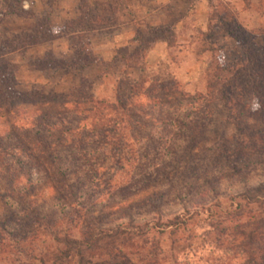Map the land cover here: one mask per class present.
I'll use <instances>...</instances> for the list:
<instances>
[{"label": "rangeland", "instance_id": "obj_1", "mask_svg": "<svg viewBox=\"0 0 264 264\" xmlns=\"http://www.w3.org/2000/svg\"><path fill=\"white\" fill-rule=\"evenodd\" d=\"M223 15L233 16L235 31L240 26L264 49V0H0V43L17 42L20 50L4 59L12 66L21 91L66 95L82 87L97 100L116 102L140 80L147 84L136 94L144 93L154 82L175 81L179 87L170 100L162 97L153 104L149 98H137L134 112L140 119L119 132L110 130L105 136L93 127L92 116H73L71 108L67 118L85 136L57 132L44 137L45 145L54 147L51 154L67 176L65 180L75 188L81 219L78 226L68 225L71 237L80 238L81 230L88 226L95 231L131 229L187 215L193 216L194 233L211 212L225 217L236 208L239 197L264 195V153L251 146L245 148L244 157L235 152L239 138L246 144L253 134L264 132V117H245L248 110L239 115V105L232 110L217 101L206 107L181 95L208 96V82L216 73V54L211 53L215 49L232 72H239V65L249 66L246 49L219 22ZM133 24L143 32L165 25H176L179 30L175 28L172 47L160 50L157 58L150 56L156 43L145 47L150 49L143 57L128 58L136 46L129 30ZM78 56L96 59L99 64L45 71L37 67L50 58L70 62ZM140 63H144L141 69L135 68ZM234 92L239 96L236 89ZM246 92L250 97L247 107L254 112L258 109L254 91ZM63 114L56 104H27L0 112V136L6 142L12 140L13 127L30 128L34 134L40 123L49 125L63 119ZM242 121L245 135L239 131ZM74 137L86 146L80 153L70 142ZM111 137L115 141L109 142ZM227 150L234 154L230 160L223 156ZM19 159L27 163L21 180L13 183L0 178V226L7 232L23 233L25 224H30L21 216L18 192L36 202L40 217L76 221L43 171L26 156ZM85 159L91 160L93 169ZM246 219H228L220 227L225 232L206 242L195 239L190 248L177 249L168 233L152 232L147 239L160 243L159 264H238L239 250L235 245L231 248L230 239L233 228ZM217 237L221 246L215 248L213 239ZM36 246L38 251L45 247L39 241ZM6 259L0 256V264L7 263Z\"/></svg>", "mask_w": 264, "mask_h": 264}, {"label": "trees", "instance_id": "obj_2", "mask_svg": "<svg viewBox=\"0 0 264 264\" xmlns=\"http://www.w3.org/2000/svg\"><path fill=\"white\" fill-rule=\"evenodd\" d=\"M205 1L210 3L213 0ZM215 10L216 8L213 10V16ZM218 20L222 25L229 27L230 35L246 49V60L249 66L239 65V72L235 70L232 72L226 64L222 63V55L220 52L217 55L215 49L211 53L212 55L216 54V73L208 82V96L199 95L192 98L186 94L181 93V95L188 102L198 100L206 107L209 103L215 101L221 102L232 110L235 105H239V115L241 111L248 110L244 115L245 117H249V115L264 117V49L256 46L255 36L247 33L240 26L239 32L235 31L234 28L237 27V23L233 16L223 15ZM91 22L93 23V21ZM175 28H177L176 25H165L149 27L145 32L138 29L133 39L136 46L129 57L126 54L125 57H143L144 51L148 52L150 49L145 47L148 44L157 42H165L168 47H172ZM15 43L17 42L13 40L0 43V112H10L18 106L27 104H56L62 108L64 118L52 121L49 125L40 123L37 132L34 134L30 128L13 127L11 128L13 139L8 142L4 140V136H0V178L13 181V183L20 181L22 167H27V163L19 158L26 156L27 161L33 163L36 169L43 171V174L51 181V188L56 197L64 202L66 208L71 209L70 213L76 215V221L78 222L71 219H67V222H65V219L52 221V219L42 218L38 214L36 202L29 200L24 192H18L17 200L21 205V216L25 217L30 224H25L23 233L18 230L7 232L5 228L0 226V256L5 255L8 257L5 264H159L160 243L155 244L154 240L147 239L152 232L160 236L168 233L173 238V244L177 245V249L183 248L182 246L190 248L195 239L206 242L224 231L225 229L220 231V227L228 219L237 218L241 220L242 217H246V221L233 228V236L230 239L231 248L235 245L236 248L234 249L239 250L238 264H264V195L252 198L244 195L239 197L236 208L229 211L225 217L211 212V215H208L200 223L202 228L194 229V233L192 232L194 227L193 216L187 215L175 216L165 223L138 225L131 229L117 228L112 231H95L89 229L90 226H88L85 227V230H81L80 238L71 237V229L68 225L71 228L74 224L78 226L81 219L80 211L77 208V197L73 193L75 188L65 180L67 176L61 172V166L56 165L57 161L51 154L54 147L45 145L43 142L44 137L55 135L57 132L74 135L76 132L83 133L80 127L74 128L73 123L67 118L72 113L71 108L74 109L73 116L80 117L84 115L87 118L92 116L95 119L93 127L104 132L105 136L109 134L110 130L119 132L122 127L129 125L131 122L136 124V118L140 119V115L134 112V108L138 106L135 104L137 98H149L150 103L153 104L158 103L162 97H167L166 100H170V95L173 96L179 93V87L175 81L154 82L149 85L144 93L139 92V94H136L137 89H142V86L147 84V81L140 80L134 87H131L125 98L117 99L116 102L97 100L92 94L85 93L82 87L74 89L66 95H43L40 92L21 91L12 66L4 59L5 55L20 50ZM96 64H99L96 59L78 56L70 62L50 58L42 64L38 63L37 67L45 71L90 68ZM143 64H137L135 68L141 69ZM229 76L231 79L228 78ZM234 89L239 92V96H235ZM247 90L254 91L252 98H255L258 102V109L254 112L251 111L252 113L249 111L250 107H247L246 104L250 98L246 92ZM242 124H244L243 121L239 123V131L241 135H245L247 130L241 126ZM85 134L83 133L84 136ZM111 139L115 141L116 138H109V142ZM70 142L78 151L81 150L79 153L86 147L77 137H74ZM249 142L250 144H248ZM248 143L244 144L239 138V145L235 150L237 154L239 153V157L245 156L244 150L249 146L260 153H264V132L253 134L249 137ZM232 154L231 151L227 150L224 151L223 156L230 160ZM84 163H87L90 169L94 168L90 159H85ZM54 173L57 175H54ZM28 186H32L31 183ZM213 240L215 241V248L221 246L218 237ZM38 241L45 245L41 251L36 250L39 249L36 246ZM36 252L37 255L34 254ZM94 258H96V261H94ZM223 264H228V262Z\"/></svg>", "mask_w": 264, "mask_h": 264}, {"label": "crops", "instance_id": "obj_3", "mask_svg": "<svg viewBox=\"0 0 264 264\" xmlns=\"http://www.w3.org/2000/svg\"><path fill=\"white\" fill-rule=\"evenodd\" d=\"M179 24H181V23H179ZM178 24V25H179ZM134 27V28H133ZM131 28V29H130ZM129 30H132V32H133V37H134V35H135V33L137 32V28L135 27V25L133 24V26L131 25V27H129ZM177 30H179L178 29V26H177ZM132 37V38H133ZM157 45H156V47H155V52L154 53H152L150 56H153L152 58H157L158 57V54H159V52H160V50H162V49H164V48H166L167 47V44L165 43V42H158V43H156ZM150 56H148V57H150ZM148 59V58H147ZM156 60V59H155Z\"/></svg>", "mask_w": 264, "mask_h": 264}]
</instances>
